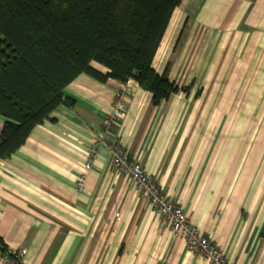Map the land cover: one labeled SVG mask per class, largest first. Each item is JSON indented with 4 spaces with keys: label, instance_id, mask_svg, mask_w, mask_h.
<instances>
[{
    "label": "crops",
    "instance_id": "crops-1",
    "mask_svg": "<svg viewBox=\"0 0 264 264\" xmlns=\"http://www.w3.org/2000/svg\"><path fill=\"white\" fill-rule=\"evenodd\" d=\"M176 11L174 22L184 26L182 37L189 36L185 47L203 49L202 54L211 51L215 65L228 54L232 70L264 71V0H181L165 33ZM91 65L108 71L96 62ZM215 65L212 70L218 69ZM175 70L169 67L167 76ZM123 87L128 90L125 114L105 130L102 120L114 92ZM62 94L72 104L57 106L52 120L33 127L10 157L0 159V238L8 250L19 253L17 261L209 264L184 239L173 237L128 176L110 167L109 144L119 143L229 264H264V158L259 176L245 177L235 191L230 186L190 189L183 184L200 178L189 167L186 176L183 172L188 165L182 161L186 153H180L187 129L174 125L178 114L166 107L174 95L153 106L150 94L134 80L101 82L86 74L78 75ZM3 123L0 115V132ZM88 158L91 166L84 170ZM82 172L83 187L78 189ZM0 264L17 263L14 257L4 262L0 248Z\"/></svg>",
    "mask_w": 264,
    "mask_h": 264
},
{
    "label": "trees",
    "instance_id": "trees-1",
    "mask_svg": "<svg viewBox=\"0 0 264 264\" xmlns=\"http://www.w3.org/2000/svg\"><path fill=\"white\" fill-rule=\"evenodd\" d=\"M180 2L0 0V159L10 157L33 127L52 120L57 106L72 104L62 90L80 74L101 82L134 80L153 106L187 93L169 80L168 68L158 73L152 66ZM0 248L8 251L1 238Z\"/></svg>",
    "mask_w": 264,
    "mask_h": 264
},
{
    "label": "rangeland",
    "instance_id": "rangeland-1",
    "mask_svg": "<svg viewBox=\"0 0 264 264\" xmlns=\"http://www.w3.org/2000/svg\"><path fill=\"white\" fill-rule=\"evenodd\" d=\"M176 14L177 11L152 66L158 73L173 66L176 70L169 80L189 88L187 93L174 95L166 105L168 111L176 110L178 114L174 125L187 129L180 153H186L181 158L188 165L183 172L189 167V173L196 172L200 178L183 185L199 191L230 186L235 191L243 186L245 177L259 176L261 157L264 158V71L232 70L228 54L215 65L211 51L202 54L203 49L200 53L199 48L183 45L187 34L180 37L178 45L181 29L180 22H174ZM214 65L217 70H212ZM180 162L179 156L176 163Z\"/></svg>",
    "mask_w": 264,
    "mask_h": 264
},
{
    "label": "built area",
    "instance_id": "built-area-1",
    "mask_svg": "<svg viewBox=\"0 0 264 264\" xmlns=\"http://www.w3.org/2000/svg\"><path fill=\"white\" fill-rule=\"evenodd\" d=\"M127 94L128 90L124 87L114 92L111 109L102 120V127L105 130L110 128L111 124L123 118ZM109 150L110 167L114 171L123 172L129 177L136 191L168 223L173 237L184 239L188 248L203 254L209 264H229L219 247L190 223L182 206L163 192L159 185L148 175L142 164L129 156L128 151L122 144L110 143ZM93 151L91 150V153ZM90 166L91 159L88 158L83 164V169L88 170ZM84 176V172H82L77 181L78 189L83 187ZM115 217H118V213L115 214ZM18 256V252L8 250L5 254H2V260L6 262L8 258L14 257L17 259Z\"/></svg>",
    "mask_w": 264,
    "mask_h": 264
}]
</instances>
